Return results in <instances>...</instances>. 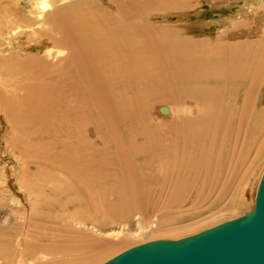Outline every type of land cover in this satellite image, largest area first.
Instances as JSON below:
<instances>
[{
  "label": "bare ground",
  "instance_id": "obj_1",
  "mask_svg": "<svg viewBox=\"0 0 264 264\" xmlns=\"http://www.w3.org/2000/svg\"><path fill=\"white\" fill-rule=\"evenodd\" d=\"M205 1L239 8L199 23ZM26 2L25 11L0 16V112L31 138L51 135L70 147L32 173L37 186L20 184L29 198L38 195L41 219L58 209L54 227L65 215L80 223V202L107 195L119 198L120 213L145 209L162 179L219 181L257 148L264 0ZM18 38L27 44L16 47ZM38 47L41 55L28 53ZM153 93L166 100L150 110ZM163 124L175 134L154 133ZM30 233L0 242V264H58L61 255L107 246L55 234L47 246L41 233L31 245Z\"/></svg>",
  "mask_w": 264,
  "mask_h": 264
},
{
  "label": "rangeland",
  "instance_id": "obj_2",
  "mask_svg": "<svg viewBox=\"0 0 264 264\" xmlns=\"http://www.w3.org/2000/svg\"><path fill=\"white\" fill-rule=\"evenodd\" d=\"M15 1L0 0V16L5 12L11 14L26 10L28 6L26 0H17L18 3H15ZM203 5L201 18L198 21L193 19L194 22L200 23V20L207 21L211 19L218 21L220 17L233 14L239 8V6L227 7L224 5L216 8V6H210L208 1H205ZM194 17L193 14L192 18ZM202 33L199 30L197 31V34L201 35ZM205 33L208 32L205 31L204 35ZM20 39L18 38L15 42L16 47H24L27 44L25 42L26 38H22L23 41ZM29 52L41 55L42 50L38 47ZM260 76V87L258 86L257 91L259 97L264 90V71L261 72ZM149 99H151L150 110L154 104L166 100L157 98L154 93L149 96ZM163 125L156 126L154 133L169 137L175 134L173 131L175 125ZM263 136L264 133L258 140L257 148L252 151V154L244 162L239 160L238 155L231 170L228 168L229 173L227 171L219 181L214 182L209 179L208 182L199 180L200 182L193 181V183V178L190 179V177L187 181L183 179V176L180 177V181L179 178L175 180L162 179L161 185L160 183L157 185L160 190L148 197L145 209L133 207L123 213L116 211L120 208L121 201L115 195H107L103 201H96L90 205L81 201L80 223L75 222V220L71 222L68 219L67 223H72L75 229L67 230L65 220L68 218L67 215L64 216V221L62 223L58 221L59 224L57 223L55 227L51 223L50 217L59 216L60 210L58 209L50 210L51 212L48 213L49 219L48 217H46L47 219H41L39 215H35V204L39 201V197L37 194H31L29 198L27 195L28 189H25L26 186L21 188L20 184L37 186L39 182L36 179L37 177H33L32 173L36 172V169L40 166L45 169L51 165L54 166L55 162L52 163L53 161H50L51 158L49 160V156L52 157L63 151L67 152L70 147L64 148L58 145L51 135H47L43 140L31 138L24 128L12 127L7 118L1 113L0 242L12 243L15 236L24 230L28 233L31 232L27 236L29 239L26 242H30L28 244L34 241L33 236L41 233L44 234L43 237H46L42 243L48 246L54 243L50 241L49 237L47 238L48 235L55 234L56 238L59 237L58 239L61 238L64 241L68 237L78 240V229L80 228L79 239L89 240L90 242H107L108 244H105L107 246L104 247L103 245V248L91 250V252L84 249L85 252L81 250L80 252L70 253L71 255H61L58 260L64 262L58 264H98L134 244L155 238H178L222 220L238 216L251 209L255 202L257 181L264 170V146L263 149L261 148V144H264L262 143L264 142ZM99 145L100 143L98 147H101ZM174 187L176 188L175 192ZM177 192L178 196H176ZM74 209L70 208L71 213L76 212ZM63 225L66 226L62 230ZM76 229L77 231H75ZM30 237L33 239L32 242ZM65 244L66 242H64Z\"/></svg>",
  "mask_w": 264,
  "mask_h": 264
},
{
  "label": "water",
  "instance_id": "obj_3",
  "mask_svg": "<svg viewBox=\"0 0 264 264\" xmlns=\"http://www.w3.org/2000/svg\"><path fill=\"white\" fill-rule=\"evenodd\" d=\"M98 264H264V170L248 211L178 238L134 244Z\"/></svg>",
  "mask_w": 264,
  "mask_h": 264
}]
</instances>
